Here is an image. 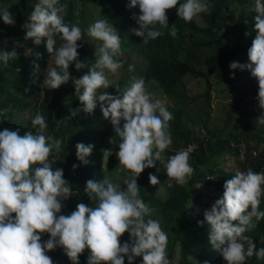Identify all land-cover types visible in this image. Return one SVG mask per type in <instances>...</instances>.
I'll list each match as a JSON object with an SVG mask.
<instances>
[{
	"label": "clouds",
	"instance_id": "obj_1",
	"mask_svg": "<svg viewBox=\"0 0 264 264\" xmlns=\"http://www.w3.org/2000/svg\"><path fill=\"white\" fill-rule=\"evenodd\" d=\"M73 1L76 15L80 17L77 25L65 22L62 13L67 5L61 4L60 0H38L22 24L24 39L39 46L46 38V51L54 58L55 66L46 70L41 88L57 90L67 83L74 86L80 106L65 118L70 119L81 112L93 114L99 102L103 118L110 122L119 141L118 151L110 148L104 153L108 157L115 154L118 170L128 173V178L123 180L124 187L107 178L103 181L89 179L84 192L90 204L79 202L70 214H61L64 202L72 197V187L64 178L63 168L54 169L49 160L53 150L61 151L63 141L45 134L48 128L46 117L36 112L30 122L32 130L23 134L19 128L0 130V264H54L58 257H52L50 252L57 248L63 251L71 264H80L79 258L84 256H87L86 264H125V258L128 264H135L138 257L142 258L140 264H173L167 253L168 235L160 221L151 218L154 209L140 197L137 183L145 169L155 167L156 161H162V153L173 144V139L176 146L175 134L170 130L175 112L170 111L178 108L168 109L166 99L152 91L160 89L166 95L179 96L186 93L179 89L183 79H203L206 82L203 95L209 101L212 86L209 90L207 82L210 83L211 75L208 81L187 75L167 93L150 77L146 54L142 55L146 63L133 61L139 57H131L135 48L129 38L135 36L148 44L162 36L164 28H168L169 34L175 37L177 28L175 23L169 27L168 10L176 9L179 19L186 23L199 16L200 25H205L213 5L209 0ZM252 11L255 15L251 31L255 32V37L247 49L248 62L233 61L229 68L250 72L258 83V107L264 110V0H255ZM238 12L234 9L231 13L229 9V24L238 20ZM234 14H237L235 19ZM92 15L97 16L88 19ZM0 19L6 25L16 23L8 10H0ZM250 34L246 32L245 36ZM78 49L80 54L86 50L83 61L79 59ZM122 53L125 56H121ZM17 58L14 48L0 51L3 64ZM36 58L40 59L41 54L36 53ZM73 64L74 70L70 73L69 68ZM122 66H128L130 73L119 82L112 78L109 82L105 70L115 74ZM32 67L34 75L39 72L38 64L33 63ZM144 69L145 73H141ZM231 78H235L234 71ZM108 88L116 92L100 91ZM28 91L30 88H25V92ZM208 91L209 96L206 95ZM64 119L57 120V127ZM256 123L264 125V111L256 118ZM194 131L203 133L204 129ZM231 144L234 150L227 153L233 155L226 160L236 167L228 170L220 160L216 169L234 175L224 182L222 196L219 198V195V199L208 206L209 209L203 213L204 219L198 221V225L207 223L209 243L226 264H246L253 256L264 260V247L258 249L254 239L246 235L264 220V210L260 209L264 201V171L256 172L252 168L241 171L239 163L245 159L247 148L242 142L231 140ZM186 147L176 148L175 154L163 164L168 179L179 186L188 184L195 172L189 159L197 146L191 142ZM75 148L77 159L87 165V157L92 151L96 152L97 146L80 142ZM262 148L254 151L260 155ZM77 167L79 165L74 164L73 170ZM214 176L222 179L218 174ZM215 178L212 174L207 176L209 180ZM148 179L155 191L160 183L158 177L149 173ZM125 233L129 234V239L122 243L121 237ZM45 234H48V239ZM261 239L264 242V237Z\"/></svg>",
	"mask_w": 264,
	"mask_h": 264
},
{
	"label": "trees",
	"instance_id": "obj_2",
	"mask_svg": "<svg viewBox=\"0 0 264 264\" xmlns=\"http://www.w3.org/2000/svg\"><path fill=\"white\" fill-rule=\"evenodd\" d=\"M8 2L9 0H0V10H8L12 13L16 23L15 25H6L0 19V51H11L14 48L18 53V58L10 60L7 64L0 62V130L5 127L13 130L19 128L23 134L25 131L32 130L31 119L36 112H41L46 117L48 124L45 134L63 141L61 151L57 153L53 150L49 157L52 167L54 169L56 167L63 168L64 178L70 182L72 191L89 200L87 193L84 192L89 179L103 181L109 171H119V162L115 154L108 157L104 153V150L110 148L114 152L118 151L116 147L119 142L118 138L115 136L110 122L105 120L100 113L99 102L93 114L81 112L70 119L65 118L70 116L73 109L80 106V102L75 96V89L68 91L64 89L66 85L64 84L57 90H50L51 96L48 91L41 88L44 74L53 56H49L46 51V38L39 46L35 45L32 40L24 39L25 30L22 28V24L26 22L38 0H14L11 6H7ZM209 2L213 7L211 13L206 16L207 23L205 25L198 24L195 19L186 23L179 19L176 9H171L167 11L168 24L170 27L175 23L177 28L175 37L169 34L168 28H164L162 29L163 35L149 41L148 44L142 43V40L135 36L129 38L135 48L131 57L138 56L139 59H142L146 54L150 77L158 82L167 93L174 90L179 81L187 75L202 77L208 81L209 76L215 74L218 75L221 82L231 71L230 62L238 57H247V49L255 37V32L251 31L255 15V12L252 11L255 0H209ZM60 3L67 5L65 12L62 13L65 22L68 24L73 22L77 25L80 17L76 15L75 2L60 0ZM231 6L236 10L239 9L238 20L233 24H229ZM14 10L16 11L14 12ZM82 20H85V17ZM246 32L251 34L245 36ZM56 39L57 46H59L58 35ZM205 49L211 50V53L202 55ZM78 51L79 59L83 61L87 55L86 50L82 54L79 49ZM36 53L41 54L40 59L36 58ZM33 63L39 65V72L35 75L33 74ZM69 69L72 73L74 64ZM120 72L130 73L128 66H122L115 74H112L111 78L113 79ZM207 86L211 90L209 81ZM25 88H30V91L25 92ZM101 91L111 94L110 88L101 89ZM253 93L254 96L258 95V83ZM209 94L208 91L206 95L209 96ZM34 104L35 107H32ZM28 109H30V119L26 120L23 115ZM170 112H175L174 119L170 121V130L175 134L176 139L175 147L179 149L183 139L189 140L197 146L198 160L190 163L195 169L190 181L192 188L198 184L206 185V170L209 165L213 164L216 165L215 170L210 174H218L222 179L212 180V188L220 192L219 198L222 196L224 182L234 174H227L223 169H216L220 164L214 150H218L221 156L224 153L232 152L234 147L231 140L242 142L246 148L252 149L239 163L241 171L248 168H252L256 172L264 171V146L260 155L254 151L258 150V145L264 142L262 137L264 125L256 123L258 116L240 115L239 117L244 123H247L250 118H255V128L251 129L248 127L249 125H245L244 131L238 135L232 134L231 139L225 140V135L220 131L209 130L206 120L202 117L196 116L195 119H192L190 116H184V112L180 109ZM63 119V123L57 127V120ZM194 129H204V131L201 133ZM108 138L110 140L106 142ZM80 142L85 145L93 143L95 147L97 146L96 152L92 151L91 155L87 157L89 161L87 165L81 164L77 159L76 151L72 149ZM101 144L103 147L100 148ZM235 151L238 153V149ZM249 157L252 162L248 167L247 159ZM74 164L79 165L75 171L73 170ZM154 169L155 167L145 169L144 174L137 179L140 186V197L145 202L147 200L154 201L162 210L174 212L179 217L174 243L167 246L168 257L173 264H198L189 260V256L196 255V253L188 246L183 234L185 231L192 233L193 239L199 244L202 243V236L208 237L209 226L207 223L203 226L198 225V221H202L204 216H199L193 208L188 206L200 205L199 197L194 196L191 189L179 186L172 180V185L167 189V198L158 202L154 196L155 191L152 189L154 186L148 189L150 184L148 176L149 173H154ZM83 202L86 203L85 200ZM260 209L264 210V201H262ZM246 235L254 239L258 249L264 247V242L261 239L264 237V220L260 221L252 232H246ZM45 237L48 239V234H45ZM62 252L57 248L50 253H52V257H59ZM79 259L80 264H86L87 256ZM125 261L127 262L126 258ZM135 262H139V257ZM246 264H264V260H257L253 256L246 261Z\"/></svg>",
	"mask_w": 264,
	"mask_h": 264
},
{
	"label": "rangeland",
	"instance_id": "obj_3",
	"mask_svg": "<svg viewBox=\"0 0 264 264\" xmlns=\"http://www.w3.org/2000/svg\"><path fill=\"white\" fill-rule=\"evenodd\" d=\"M14 3V0H9L7 6H11ZM82 6H86L83 4ZM89 9V8H88ZM236 9L233 6L230 7V12L232 13L233 10ZM239 10V9H237ZM16 10H14L15 12ZM13 12V13H14ZM97 13V10L94 11ZM97 15L88 16V19H93ZM195 19L197 23L202 24L200 17ZM233 18H237V14L233 15ZM92 23V21L90 22ZM89 23V24H90ZM23 28V27H22ZM24 29V28H23ZM25 30V29H24ZM213 52V50H212ZM211 50L205 49L202 55H209ZM121 56H125V54H120ZM133 61L135 63L144 62L146 63V59L142 58H134ZM234 61L240 63H247V57H238ZM233 62V61H232ZM54 58L51 59L50 64L47 69L54 67ZM70 71V69H69ZM233 71L235 72V78L232 77ZM106 75L108 76L109 82H111L112 73L107 72L105 70ZM141 73H145V69L141 71ZM73 77H78V75H73ZM126 76L125 72H120L113 77L114 82L121 81ZM210 83L212 86V93L209 96V101H207V97H204V92L206 90L205 87V80L203 79H193V78H185L179 84V89L185 93L183 95L174 96V95H166L160 89L153 90L152 93L156 96L166 99L167 104L166 107L168 109L178 108L184 112V116H190L191 118H195L196 116H200L202 118H206L207 128L209 130H218L222 134L225 135L224 139L229 140L231 139L232 134L238 135L240 132L244 131L245 125H249L248 127L251 129L255 128V118H250L247 123H244L242 119H240V115H254L259 116L262 111L258 107V101L256 100V96H254L253 90L257 86V81L255 78L251 77L250 72L248 71H240V70H232L225 76L223 81H219L218 75H211ZM148 88V87H147ZM64 89L68 91H72L74 86L72 83H67L64 86ZM48 93L52 96L50 90L45 89ZM150 90V88H148ZM101 91V90H100ZM116 92V91H113ZM111 92V94L113 93ZM35 107V104L32 106ZM30 109L24 112L23 118L26 120L30 119ZM102 114V112L100 111ZM208 114V116H207ZM191 118L189 120L191 121ZM198 126V125H197ZM264 139V132L262 134ZM241 139V138H240ZM191 143L189 140L183 139L180 143L181 149H187V144ZM255 143V142H254ZM264 146V142L258 145L259 148ZM73 150L76 151L75 147H72ZM251 149H246V155ZM176 147H174V139L173 144L162 153V161L155 162V169L153 170V175H156L160 181L159 184L156 185V189L154 192V196L158 202L164 201L167 198V187L172 183L171 179H168L163 164L167 162V158L170 155L175 154ZM216 155L219 158V163L222 161L223 164L226 166L228 170L234 169L236 164L230 163L226 160L229 155H233V153H224L221 156V153L218 150H214ZM221 156V157H220ZM197 153L196 151L190 154L189 163L197 161ZM221 160V161H220ZM248 167L249 164L252 162V159L249 157L247 159ZM216 165H209L206 170V175H211L210 172L215 170ZM159 169V171H158ZM221 170V169H219ZM244 169L242 171H245ZM73 175V173H71ZM143 173L139 177L142 176ZM138 177V178H139ZM215 178L216 176L213 175ZM106 178L114 183L123 186V180L128 178V173L126 172H119L117 170H111L107 173ZM192 178V177H191ZM190 178V180H191ZM189 183L184 185L187 189H191L194 196H198L199 200H201V204L199 206L192 205L193 208L198 215L203 216V213L206 209H209L208 206H211L217 199L220 193L215 189L212 188V180L207 179L206 177V185H196L195 187L190 186ZM138 182V181H137ZM216 183V182H214ZM148 189H150L153 185L149 184ZM86 201V204H90V201L85 197H80L79 194H75L72 191V197L64 202L65 207L62 209V212H66L65 214H70L73 210H75L76 204L79 202ZM145 203L149 204L150 207L154 209L151 213V218L157 219L161 223L162 229L168 235V245H172L174 243V239L176 236L175 229L178 224L179 217L177 214L171 211L162 210L157 203L146 201ZM189 207L191 205H188ZM188 246L196 253V255H190L189 260L198 262L199 264H204L205 261L208 264H226V262L222 259L219 255V252L213 250L208 237L202 236V243L199 244L197 241L193 239L192 233L185 231L183 234ZM43 239V237H42ZM129 239V234L125 233L121 237V242L127 241ZM44 240V239H43ZM81 256V255H80ZM206 257L207 259H200ZM199 258V259H198ZM139 262H135V264H140ZM54 264H71V261L62 254L54 260ZM84 264V263H83ZM128 264V262H125Z\"/></svg>",
	"mask_w": 264,
	"mask_h": 264
}]
</instances>
